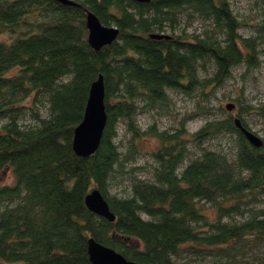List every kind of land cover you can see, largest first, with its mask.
Instances as JSON below:
<instances>
[{"label":"trees","instance_id":"1","mask_svg":"<svg viewBox=\"0 0 264 264\" xmlns=\"http://www.w3.org/2000/svg\"><path fill=\"white\" fill-rule=\"evenodd\" d=\"M75 1L0 0V170L14 175L0 186V264H92L89 237L142 264H264V137L254 146L235 123L252 131L246 115L264 120V100L226 102L217 108L225 116L194 132L183 121L160 131L136 120L167 109L169 90L196 97L195 111L212 114L210 98L233 69L259 66L264 0L250 36L239 33L243 22L229 0ZM85 9L119 30L99 50L88 43ZM194 21L200 31L187 32ZM100 74L107 120L98 149L81 157L74 128ZM120 122L131 133L125 153L114 140ZM227 134L229 150L204 147ZM147 135L157 144L146 152L149 177L133 176L127 195L111 194L140 153L133 140ZM189 144L199 152L185 163ZM93 189L113 221L86 207Z\"/></svg>","mask_w":264,"mask_h":264},{"label":"rangeland","instance_id":"2","mask_svg":"<svg viewBox=\"0 0 264 264\" xmlns=\"http://www.w3.org/2000/svg\"><path fill=\"white\" fill-rule=\"evenodd\" d=\"M231 8L238 17L243 25L239 28V33L242 36H250L254 34V27L259 21H261V4L259 0H229ZM201 29V25L198 21H194L189 27H187V32L196 33ZM165 33H169L167 30ZM168 105L167 109H163L164 112L160 114L159 112L163 110H144L138 112L136 115V120L138 126L141 129H145L150 125H155L158 130H171L179 126L180 122L183 121L184 127L188 132L197 131L201 126H203L207 120L212 117L219 116L223 117L225 113H219L217 108L221 105L222 107L226 102H234L236 100L245 105H258L264 100V53L259 56V66L246 71L245 66H236L232 71V77L220 86L210 98V106L212 114L197 113L195 111L196 97H189L186 94L180 93L175 90L168 91ZM237 108L233 109L232 112L235 113ZM209 115V116H208ZM185 117V118H184ZM184 118V120H183ZM24 121H32L29 115H26ZM246 120L251 128L258 136L264 137V120H262L257 114L251 113L246 115ZM233 136L227 134L221 139H211L206 141L204 147L207 148H218L219 146H224L226 150H229L230 140ZM115 142L119 146V150L125 153L127 151V146L131 140V133L126 129L125 124L119 123L117 126V136L115 137ZM136 150L138 149L140 153L134 152L133 158L128 160L127 166L125 167V172L122 176H118L115 182L112 183L109 192L117 196L127 195V183L131 177L136 176L140 179H145L149 177L147 169L143 166L146 162H149V155L146 154L147 151L157 148L156 141L153 136L147 135L143 140H133ZM189 155L185 160V163L191 157H194L199 148L188 145ZM138 167L134 170L133 174H130L129 168ZM14 181V175L10 168L5 167L0 170V186L6 184H12ZM262 204H264V197H262ZM208 206V205H207ZM207 214L209 217H214V212L211 209H207ZM239 219V218H238ZM190 255H185L181 259L182 261H189ZM240 264H249L246 262H240Z\"/></svg>","mask_w":264,"mask_h":264},{"label":"water","instance_id":"3","mask_svg":"<svg viewBox=\"0 0 264 264\" xmlns=\"http://www.w3.org/2000/svg\"><path fill=\"white\" fill-rule=\"evenodd\" d=\"M63 4L79 5L75 0H56ZM137 3H148L150 0H132ZM85 23L87 28L88 43L94 50H99L104 45L110 44L116 39L119 30L115 26L104 25L99 18L90 10L85 9ZM152 38H169L164 34H151ZM105 87L102 74L98 75L89 88L87 101L81 121L75 126L72 148L81 157H88L99 147L105 128L107 115L105 111ZM232 103H227L228 110L233 109ZM237 127L244 133L245 137L254 145L261 146L262 139L252 131L241 125L239 119H235ZM85 205L91 212L104 217L109 221L115 219L110 211L109 205L99 190H91L84 199ZM87 254L92 264H142L127 259L113 248L97 242L94 238L87 239Z\"/></svg>","mask_w":264,"mask_h":264}]
</instances>
